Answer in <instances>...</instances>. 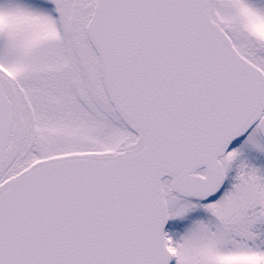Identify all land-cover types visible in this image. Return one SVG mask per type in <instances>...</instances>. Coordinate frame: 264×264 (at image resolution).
<instances>
[{
    "label": "snow or ice",
    "instance_id": "1",
    "mask_svg": "<svg viewBox=\"0 0 264 264\" xmlns=\"http://www.w3.org/2000/svg\"><path fill=\"white\" fill-rule=\"evenodd\" d=\"M0 264H264V0H0Z\"/></svg>",
    "mask_w": 264,
    "mask_h": 264
}]
</instances>
